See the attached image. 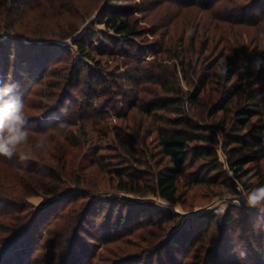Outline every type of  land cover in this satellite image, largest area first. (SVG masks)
<instances>
[{
    "label": "rangeland",
    "instance_id": "1",
    "mask_svg": "<svg viewBox=\"0 0 264 264\" xmlns=\"http://www.w3.org/2000/svg\"><path fill=\"white\" fill-rule=\"evenodd\" d=\"M63 2L65 6H62ZM250 3L251 0H224L217 6L225 9ZM109 4L115 5V10L125 7L131 9L132 19L142 32V35L135 38L131 44L124 42L111 44L103 36L105 26L98 24L97 21L100 13L107 9ZM211 11L197 5L183 6L167 0H41V6L22 14L24 18L22 24L43 38L28 40L16 34V38L38 46L32 49L26 46L18 49L15 46L13 53L15 51L24 55L29 53L32 59L41 61L40 67L45 65L47 68L42 79L35 81L36 79L28 78L24 81L26 83L22 92L26 93L25 113L31 119L40 117L44 112L46 108L41 109V104L54 105V97L47 100L45 95L56 92L53 87L55 82H59L56 74L63 73L65 69L72 70V62L79 59L70 38L61 40L54 37L62 32V28L73 33V37H84L87 42L94 40L96 46H102L103 51L121 47L125 51H131L135 56L123 59L128 62V67L119 65V61H122L119 57L103 58L105 61L108 60L106 65L109 78H112L114 73L120 75L117 83L123 91L122 95L116 97L118 102L112 100L111 93L98 97L101 101L104 98L106 100L101 104H94L87 111L83 109L81 113L84 114L83 117L78 116L77 123L68 124L67 129L48 130L46 133L30 130V143L35 145L37 141L45 140L44 149L30 151L28 146H20L19 152L30 155L31 160L43 167L41 172L44 177H41V180H51L53 184L58 185L56 178L52 179L54 173L50 170L53 169L67 179L66 190L75 188L74 183L79 181L83 183L82 188L75 189L68 198L45 210L33 235L34 244L27 264H64L66 260L72 258L76 259L73 264H111L119 258H130L119 261V264H205L208 252L212 253L211 264H231L233 261L234 264L236 262L245 264L244 259L247 256L257 254L255 249L249 250L245 247L253 243V239L248 237L253 228L257 232V240L264 246V237H261V234L264 236L261 229V226H264V216L254 227L246 222L238 224L237 219L243 218L246 210H258L247 207L243 200H240L239 205L232 203V200L240 198V189L243 187L239 185L238 192L234 193L222 181V177L194 186L183 183L184 178L181 177L176 202H169L150 192L137 194L123 192L117 188L119 173L130 172L141 180L153 184L154 174L161 167L162 160L157 129L170 126L167 118L174 116L171 111L157 109L153 114H157L156 117L149 116L147 110L142 109L143 103L150 102L155 94L154 89H160V86L143 82L138 89L139 87L125 79L126 70H133L141 60L147 69H152L149 63L154 64L161 60L158 61L153 53L163 46L169 48L170 41L179 46L181 38L185 40L184 47L188 51V58L193 54L191 52L193 43L196 47V57H199L202 47L207 45V51L202 59L208 57L211 61L220 58L225 51V45L228 48L223 59L228 57L230 49H234L238 51L240 57L247 55L246 62L249 67H252L254 57L264 56V41L258 36V33L264 32V11L255 9L249 12V17H256L259 24L247 22L231 24L219 21L211 15ZM16 14L19 16L21 13ZM29 21L30 25L27 23ZM91 30L92 35H88ZM1 35L0 45L4 49L0 46V61L8 54L4 37L12 34L4 31ZM44 36L48 38L44 39ZM62 45L68 47V50L59 47ZM39 46L41 47L38 48ZM144 46H148L152 51L143 52ZM158 55L156 56L159 58ZM97 58H100V55H97ZM160 58H167L163 60V64L170 67L179 62V59L167 57L165 54ZM251 70L253 71L252 68ZM253 72L264 80V70ZM179 79L181 86L186 90V83ZM10 80L8 82H11ZM20 80L21 77H16L13 82L21 84ZM262 82L258 81V85L260 86ZM106 86L111 91L116 89L114 86L111 87L110 83ZM212 86L215 85L212 83L209 88ZM102 87L103 85H99L100 91L104 89ZM207 91L210 92L209 89ZM74 97L75 99L68 105L76 109L80 107L81 99L92 101L91 94L83 93L81 90L74 91ZM109 101L110 105L116 106L114 110L106 107ZM123 101L124 104L121 103ZM64 113L69 114L68 110H64ZM213 129L215 139L221 140V130L217 127ZM117 134L127 141L129 144L127 148L119 146L114 140ZM216 145L219 158L226 167V156L221 144ZM40 154L43 159L39 157ZM262 167L264 171V160ZM207 175L203 174L204 177ZM3 181L6 186L14 187V195L26 197L23 193L24 188L15 182L14 175L0 163V191ZM42 188L36 186L29 189L31 194L21 201L22 204L25 202L29 205L21 208L24 213L34 211L43 204L45 198L52 199L51 195L47 197L41 191ZM91 200L96 201L97 207L84 215L86 219L80 223L77 231L78 241H73L72 247L68 243L67 233L76 221L79 211L85 209L84 204ZM107 200L115 201L117 204L113 211L105 203ZM225 201L228 202V206L226 210L221 211ZM231 210L236 213V218L228 221L227 214ZM121 214L131 220L124 231L114 228V223ZM16 216L18 213L13 214L12 218ZM188 217L196 218L198 222L212 217L213 221L206 233L197 236L190 230L189 237L177 243L182 224ZM9 219L6 218V221ZM2 220L0 217V226ZM109 223L111 225L107 226ZM67 246L70 248L66 249Z\"/></svg>",
    "mask_w": 264,
    "mask_h": 264
},
{
    "label": "trees",
    "instance_id": "2",
    "mask_svg": "<svg viewBox=\"0 0 264 264\" xmlns=\"http://www.w3.org/2000/svg\"><path fill=\"white\" fill-rule=\"evenodd\" d=\"M167 1L177 2L183 6L197 5L205 10H212V13H210L215 19L231 24L246 22L259 24V20L256 17H249V12L255 9L264 11V0H251V3L246 6L239 5L231 8L226 7L225 9L217 6L224 0ZM39 5L41 6V0H0V37H2L1 34L4 31L7 34H12L4 37L8 54L0 61V82L7 83L10 79L13 82L16 77H21L19 81L21 84H19L17 94L23 98L26 95V93L23 94L22 92L26 83L24 81L28 78L38 81L42 79V76L44 77L47 71V68L44 67L45 65L40 67L41 61L38 60L37 62L35 58L32 59V55L29 53L27 55L18 51L13 53L15 46L18 49L24 46L28 49L38 46L16 38V34L28 40L43 38L41 35H37V32L30 27H25L22 24L24 21L22 14L24 15L30 10L34 11ZM62 6H65L64 2ZM115 7V5L109 4L108 8H105L100 13L97 23L105 26V32L102 34L111 44L123 42L131 44L135 38L142 35V32L132 19L131 9L129 10L125 7L115 10ZM137 8H135V11H137ZM18 12L21 13L20 17L16 14ZM27 23L31 24L30 21ZM68 31L62 28V32L54 37L61 40L70 38L72 45L76 47L79 59L72 62V70L65 69L66 71L64 70L63 73L56 74L59 77V82H55L53 86L56 92H50L49 95H45L47 100L54 97V105L41 104V109L45 107L48 110L45 109L40 117L31 119L36 123V127L33 130L35 132L46 133L48 130L55 131L59 121H63L66 125L77 123L76 118L78 116L83 117L84 114L81 115V113L84 110L87 111L94 104L98 105L106 100V98L103 101L99 100L98 97L103 95L111 93L112 100L118 102L116 97L122 95L123 91L122 87L117 83L120 75L114 73L115 75L109 78L108 66L106 65L108 60L105 61L103 58L105 56L119 57L122 59V61H119V65L128 67V62L123 59L135 57L131 51H125L121 47L103 51L102 46H96L94 40L91 39L87 42L84 37H73V33ZM109 31L113 33L111 34ZM88 35H92V30L88 32ZM46 38L48 37L44 36V39ZM184 42V38H181L179 46H175L174 41H170L171 46L169 48H164L163 46L156 50L153 55L158 61L161 60L160 62H154V64L149 63L152 69H147L141 60V62H138L140 63L138 66H134L133 70L125 71V79L127 78L131 83L139 87L138 89H140V85L143 82L160 86L161 90L158 88L154 89L155 94L150 102L143 103L142 109H146V113L149 116H152L156 109L165 112L171 111L174 116L167 118L170 126L157 129L158 147L162 154V160L161 167L154 174L153 184L141 180V178L130 172L126 174L119 173L117 175V188L123 192L137 194L150 192L169 202H176L178 200L181 177L184 178L183 183L189 186L207 183L222 177V181L234 193L238 192L239 185L244 190H251L254 187L264 185L262 167V161L264 160V80H261L259 76L257 77L251 70L252 67H249L247 63V55L240 57L237 50L230 49L228 57L223 59L228 48L227 45H225V51L220 58L211 61L208 57L202 59V56L207 51V45H204L200 51L198 50L199 57H196V47L193 43L191 50L193 54L188 58V51L184 47ZM63 45L59 47L68 50V47ZM142 49L143 52L152 51L148 46H144ZM164 54L167 57L171 56L179 59V62L171 67L164 65L163 60L167 58H160ZM97 55H100V58H97ZM136 58L138 59V57ZM200 63L203 64L200 65ZM159 70L163 74L161 72L158 73L157 71ZM179 78L186 83L188 89H183ZM258 81H263L260 86ZM108 83L116 89L109 90L108 86H106ZM212 83L215 86L209 88ZM98 84L103 85L102 88L104 89L102 91H100ZM208 89L210 92L207 91ZM76 90L91 94L92 101L81 99L80 107L78 109L72 108L68 103L75 99L74 91ZM109 103L111 101L107 102L106 107L109 110H114L116 106H112ZM121 103L124 104L125 102ZM64 110H68L69 114L64 113ZM156 115L153 116L156 117ZM216 127L221 130V140H216L213 134V128ZM114 140L121 147L127 148L129 146L120 134L115 135ZM219 143L226 156V167L218 155L216 144ZM41 156L42 154L39 157L43 159ZM0 163L4 165L8 172L10 171L14 175L15 182H18L24 188V197L26 196L21 198L18 195H14V187H11V185L6 186L4 181L2 182L0 217L3 222H1L2 225L0 226V264H27L30 251L33 248L32 245L34 244L33 235L36 233L45 210L68 198L75 189L82 188L83 183L81 181L78 183L73 182L75 188L66 190L67 179L57 171H53L52 168L50 172L54 173L55 176L52 179L56 178L55 180L59 184H53L51 180V182L49 180L43 181L41 180V177H44L41 172L43 167L31 159L24 165L16 157L11 160L0 157ZM251 164L252 166H250ZM204 173L208 175L204 177ZM49 176L51 177V175ZM255 178H257L256 182L254 181ZM36 186H42L41 191L47 197L51 195L52 199L45 198L43 204L36 207L34 211L24 213L21 208L24 205L29 207V205L25 202L22 204L21 201L31 194L29 189ZM7 192L10 193L7 194ZM105 203L110 206L111 211L117 205L112 200H107ZM96 205V201L91 200L84 204L83 208L85 209H82L77 214L76 221L67 233L70 246H74L73 241H78L77 231L80 223H83L86 219L84 215L90 213V209L96 208ZM17 213L18 216L13 219L12 215ZM235 215V212L229 211L227 220L233 221L236 218ZM261 217L256 210H246L245 216L240 218L241 220L237 219V223L246 222L254 227L257 222L262 221ZM6 218L10 219L6 221ZM211 218L198 222L196 218L188 217L184 224L180 223L182 227L177 243H181L182 239L188 238L190 230L197 236L206 233L213 221ZM130 221L128 217H124L121 214L114 223V228L118 229V231H124ZM109 225L111 223L107 224V226ZM261 229L262 233H264V226H261ZM73 230H75L74 233L72 232ZM256 234L257 232L253 228L250 236L248 235L249 239H253V243L247 244L245 247L249 250L251 248L255 249L257 254L247 256L244 259L245 264H264V246L257 240ZM261 235V237H264L263 234ZM69 248L67 246L66 249ZM211 254V252H208L205 264H211ZM125 259L130 258H119L118 261L116 260L115 263L111 264H119V261ZM75 261L76 259L72 258L66 260L65 263L73 264ZM235 264L238 263L236 262Z\"/></svg>",
    "mask_w": 264,
    "mask_h": 264
},
{
    "label": "clouds",
    "instance_id": "3",
    "mask_svg": "<svg viewBox=\"0 0 264 264\" xmlns=\"http://www.w3.org/2000/svg\"><path fill=\"white\" fill-rule=\"evenodd\" d=\"M259 39L264 41V32L258 33ZM253 71L264 70V56H256L251 63ZM19 84L15 82H0V157L13 159L16 157L21 164L26 165L31 159L30 155L19 152L22 145L29 150H42L46 141L39 140L32 145L29 132L36 127L35 121L25 113L24 98L19 96ZM63 121L57 123L56 129H67ZM240 198L232 200L239 205L240 200L250 208H256L261 216H264V185L254 187L251 190L240 189ZM228 202L223 203L221 211L226 210Z\"/></svg>",
    "mask_w": 264,
    "mask_h": 264
}]
</instances>
